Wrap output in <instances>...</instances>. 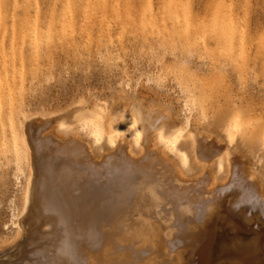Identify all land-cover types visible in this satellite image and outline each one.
<instances>
[{
  "label": "rangeland",
  "instance_id": "374dc122",
  "mask_svg": "<svg viewBox=\"0 0 264 264\" xmlns=\"http://www.w3.org/2000/svg\"><path fill=\"white\" fill-rule=\"evenodd\" d=\"M119 98L142 99L166 109L188 131L210 139L206 141L211 145L227 144L226 128L239 126L243 133L228 145V152L237 158L233 162L246 163L264 190V0H0V264H29L31 260L41 264L38 254L47 255L64 235L55 215L48 224L44 220L35 226V231H24L29 168L34 163L33 182L37 184L48 155L46 150L38 154L37 139L64 142L79 136L92 147L94 161L104 174L109 172L105 165L109 156L116 151L104 125L100 128L103 137L95 143L87 127H59L47 119L80 100L110 107ZM126 142L141 160V146L130 137ZM153 145L163 149L157 140ZM28 147L39 158L32 152L30 167ZM163 150L166 159L179 167L185 154L186 178L179 181L185 188L193 184L194 199L172 197L168 203H150L143 189L145 176L111 186L123 206L121 259H128L127 264H176L170 244L178 235L189 233L199 244L213 237L204 264H216L219 255L225 258L224 264H259L264 206L255 190L236 171L229 174L225 156L211 163L199 161L192 138L180 139L174 151ZM207 169L217 180H206ZM67 220L74 235L71 243L77 244L72 245L73 256L78 254L76 260L71 255L69 264H92V260L103 264L101 255L92 252L88 256L91 251L74 234L76 222L70 215ZM54 234L62 236L57 239ZM257 235L260 239L254 243ZM31 240L39 241L38 246ZM219 241L225 251L220 252ZM81 250H86L87 259Z\"/></svg>",
  "mask_w": 264,
  "mask_h": 264
},
{
  "label": "bare ground",
  "instance_id": "6f19581e",
  "mask_svg": "<svg viewBox=\"0 0 264 264\" xmlns=\"http://www.w3.org/2000/svg\"><path fill=\"white\" fill-rule=\"evenodd\" d=\"M189 110L192 111V108L189 107ZM55 115H56L55 117L51 116L50 119L52 120L47 119L46 122L48 124H53V123L58 124L59 127H64V126L69 127L73 125H79L80 127H87L91 131L92 135L94 136L93 138H94L95 143L99 142L101 138L103 137V133L100 131V128L102 125H104V133H106V135L108 136L107 138L109 142L113 146H116L115 148L116 151L114 152V154H112L111 157L108 155L109 158L107 160V164L105 165L109 172L107 174H104L103 171H100V167H101L100 163L94 161L96 159L93 158L92 147L89 144L86 145V143H83V141L80 140L79 136L78 138H72V139H69V141H64V142H57V141L48 142L44 138H39L36 140L35 148L37 149L36 151L38 152V154L41 151L46 150L48 155H47L46 161L43 160L44 158H46L45 156L42 159L44 162H46V164L44 163L43 165L45 167V170L44 168H42L44 171L41 170L43 172H42L41 177L40 175L38 176L40 177V179L38 180L37 184H34L36 180L33 182V171H32L33 169L32 168H33L34 163L32 165V168H29L30 174L28 175V180H27V191H26L25 211H24L25 213H27L26 223L28 224V226L24 231H26L27 229L28 231L30 230L35 231L34 229L35 226L37 227V225L39 224L38 225L39 227L40 225H42L40 223L43 222L44 220L45 221L50 220L52 215L57 216L58 222L57 221L55 222L57 223V226L58 227L60 226V229L62 227L63 228L62 230L64 231L63 238L61 237L62 234H59L61 236L58 235L59 237H61L60 239H58L59 237H56L57 235L54 234L55 237L59 241L55 245L52 246L54 247L52 248L53 250H50L48 248L49 251H48V254L46 253L47 255L42 254L41 252L40 254H38L39 255L38 256L35 252L39 253L40 249L38 248L39 251H36L35 250L36 247L34 249V246L36 242H39V241L35 242L34 240H31L35 243V244L33 243L34 245L32 244L33 245L32 248L35 251L34 252L35 258L37 255L39 259L42 261L41 264L42 263L44 264H69L70 263L69 260L72 258L71 255L73 256L72 245H77V244H75V242L71 243V235L72 236L74 235L72 233L73 231H70V226H69L70 222L68 225V220H67L68 215L72 216V220H74L77 225L76 231L74 234L82 240L84 247L89 250L87 252L89 253L91 251V254H88V256H92L93 253L97 254V255L95 254L96 257L98 256V254L101 255L100 257H102L103 259V261L101 260L103 264H127L126 262L128 261V259L125 262L120 257L122 253L121 249H122V237H123V234L120 228L121 227L120 226L121 224V218H120L121 214L120 213H121L123 206H122L120 196H118L116 192L113 191V188L111 186L116 185V184L123 186L124 185L123 183H127L130 180V177L132 176H145L146 182H144L143 189L146 194V198L150 203H154V202L158 203L161 200L167 202L170 198L171 199L173 198H176V199L188 198L189 199L190 198V200L194 199L195 194L194 195L192 194L191 190L193 191V189L190 187L193 184L189 186L190 182L188 184L184 183L187 185L185 188L184 185H182V182L180 184V181H179V179L186 178L182 170L184 167L187 166L185 154L181 155V159H180L181 166L179 167L173 161H168L166 159L164 150H163L165 149L168 151H174L176 148V145L182 138H192L193 149L197 157L199 158V161L201 162L211 163L217 160L218 158L225 156L227 159L226 162H227L229 174L232 173L233 175V172L236 171L241 181H244V183H246L249 187L255 190L258 196V199H259L258 201H260L264 206V190L260 186L259 178H257L255 174H253L248 168H246V166L243 165V164L246 165L244 161L240 162L239 160L238 163H235L236 161L233 162V159H237V158H232V156L228 152V148H227L228 145L233 144L236 140H238L240 133H243L241 132V129L237 125H232L226 128L225 133L227 135L228 143L227 144L225 143V145L223 146H216L214 142L213 143L215 145H211L207 143V141H209L210 139L201 137L202 134H193L192 131L191 132L188 131L187 125L185 123L178 121L177 118L169 114L166 111V109L161 108L159 106H152L142 99L122 100L119 98L110 107H108L106 104H103V103L91 104L87 102V100H80L75 104L73 108H70L69 110L63 111L61 113H58V115L57 114ZM120 135L123 136L122 140H119ZM31 136H33V134ZM128 137H130L133 144H135L136 146H141V149L143 151L142 153H144L143 154L144 156H142L143 158H141V160L136 159L137 157L134 154H132L130 150V143L126 142V138ZM29 138L31 137L29 136ZM155 140H157V142L163 147V149L161 147L160 149H156V147H154L155 145H153V143ZM28 141H31V140H28ZM31 142L33 144V138ZM218 144L220 145L219 142ZM35 148L34 146L33 148L31 147L32 150L33 149L35 150ZM27 152H28L27 160H28L29 167H30L31 166L30 160L33 158V154L31 156L32 158H30V155L32 152L34 153V151L31 152L28 147ZM36 153H34V155ZM37 159L39 158L37 157ZM42 160H40V163L43 162ZM37 166L39 165L37 164ZM34 168L36 167L34 166ZM206 171L208 173L206 180H209L210 182H214L215 180H217V178L209 171V169H207ZM35 175L36 174H34V176ZM38 177L36 179H38ZM157 181H161V182L156 183ZM157 186H159V188H157ZM188 186L190 187V190H188L187 188ZM115 190L117 189L115 188ZM195 193L197 196V191ZM206 195H208V197L210 196L207 193ZM204 199L207 200V197H205ZM176 201L177 200H175V203ZM208 202H211V201H208ZM165 207H167V205ZM67 211L69 213H67ZM198 212L200 211L198 210ZM177 216L178 215H176V217ZM190 216L191 215H189V217ZM200 216H201V212H200ZM200 216L197 219L199 218L201 219L202 216L201 217ZM178 223H180V221ZM183 223H186V222H183ZM202 223L199 224V228L202 225ZM246 223L247 222H245V224ZM47 224H48V221H47ZM203 226H204L203 228L206 227L204 224ZM182 228H183V225H182ZM201 229L202 227L200 228V230ZM36 232H39V231H36ZM49 234L51 233H48L49 238H51ZM30 235H32V233ZM39 235H41V233ZM43 235L45 236V234ZM32 236L35 237L34 235ZM178 236L170 244L171 252L174 257L173 259L176 262V264H204L207 258L209 257V252H210L213 237L212 238L210 237L211 239L209 241H206L204 243H202L201 241V244H199L194 240L195 238L189 233H182L180 234L179 237ZM258 239L260 238L257 235L254 237V240L253 239L252 240L253 242L255 241L254 243H256V240ZM201 240H202V237H201ZM44 241L46 240L44 239L42 242ZM50 241L52 242V240ZM47 242H49V240ZM253 242H251V244ZM53 243L55 242L53 241L52 244ZM78 243H79V240H78ZM254 243H253V246L256 247ZM47 245L49 246V244ZM80 245L83 246L82 244ZM219 245H220L219 249L221 250L220 252L225 251L224 246H222L221 241H219ZM36 246H38V244H36ZM249 246H252V245H248L247 248H251ZM80 248H83V247L79 246L78 249ZM143 248H146V247L143 246ZM260 248L262 251L260 255L261 256L260 263L264 264V245H262ZM41 249H43V251H46L45 248H41ZM84 251L86 252V250H83L82 252ZM85 252L80 253V254H83V257H86L85 255L87 254H85ZM74 253H77V252H74ZM155 253H158V252H155ZM248 253H249V250H248ZM77 255L78 254H74V256H77ZM74 256L73 258L74 260H76ZM100 257L99 259H101ZM250 257L253 258V256H250ZM254 257H257V256H254ZM32 258L33 257H31V259ZM28 259H30V256L28 257ZM85 259H87V257ZM144 259L145 258L141 260H144ZM224 259H225L224 257L219 255L216 264H224ZM240 259L242 260L241 257ZM247 259H248V263H250L249 258L245 257V260ZM32 261L34 260L29 261V264H32L31 263ZM71 261L73 260L71 259ZM101 261L99 260V262ZM91 262L92 264H94L93 260ZM97 262H95V264ZM76 263L78 262H75V264ZM38 264H40V262Z\"/></svg>",
  "mask_w": 264,
  "mask_h": 264
}]
</instances>
